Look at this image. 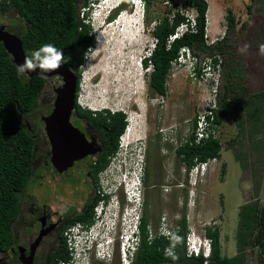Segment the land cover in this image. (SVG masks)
<instances>
[{"label":"rangeland","instance_id":"rangeland-1","mask_svg":"<svg viewBox=\"0 0 264 264\" xmlns=\"http://www.w3.org/2000/svg\"><path fill=\"white\" fill-rule=\"evenodd\" d=\"M207 2L205 35L210 39L224 34L225 13L227 7H231L236 21L228 34L226 53L229 60L239 66L247 93L264 89V53L260 51V46L264 45V1ZM80 4L81 0L78 1ZM144 4L141 11L137 4L128 5L121 14L116 11L114 19L102 18L104 10L102 15L93 18L92 28L97 36L89 47L94 51L89 56H94V59L85 58L80 69L78 100L83 106L121 109L127 115L129 128L122 135L121 145L111 158L110 166L101 174V187L110 194L118 173L124 171L123 165L120 166L121 171L118 169L121 158L130 157L137 172L142 155L146 154L149 168L154 165L152 179L144 186V207H147L151 226L157 227L163 213L176 224L182 210H186L187 224H193L197 230L202 231L208 224L218 226L221 251L232 255L237 251L235 235L239 206L256 197L260 204H264V129L253 133L252 137L247 130L238 135L234 113L229 108L217 130L221 139L220 157L214 159L207 170L200 172L196 185H190L189 191L175 184L179 181L189 184L190 173L187 174V167L179 162L174 146L188 134L191 120L200 108L203 92L187 76L185 68L176 66L168 72L167 91L163 97L150 90L148 71L142 66L140 57L154 40L149 31L153 21L147 24L144 18L153 19L170 8L182 10L188 18L196 11L184 0H152ZM7 21V13H0V23ZM57 80L56 75L47 77L38 105L23 118L31 129L37 128L40 143L45 139L41 115L47 112L52 86ZM262 100L257 99L258 102ZM160 128L164 129L163 132ZM222 164H225L224 173L221 172ZM30 190L28 181L25 191ZM123 192L120 191V197L125 203ZM258 251V248L246 249V264H264L259 263ZM92 264H120V260L115 255L110 263L94 260Z\"/></svg>","mask_w":264,"mask_h":264},{"label":"trees","instance_id":"trees-1","mask_svg":"<svg viewBox=\"0 0 264 264\" xmlns=\"http://www.w3.org/2000/svg\"><path fill=\"white\" fill-rule=\"evenodd\" d=\"M78 1L0 0V13H7L6 28L20 36L27 58H31L33 52L45 44H52L62 51L63 62L74 68L77 73L79 90L81 65L85 61L88 47L95 43V36L91 31V24L80 15V6L87 5L90 0H81L80 5ZM151 1L144 0L147 4ZM184 2L189 3L196 11L195 27L186 29L169 40L180 23L188 22V16L182 10L170 8L163 14L158 13L153 19L145 17L147 24L153 21L149 31L155 38V44L150 54L142 56L141 61L144 66L151 64V69L147 72L150 90L165 94L171 60L178 55L182 45L188 44L196 53H218L224 58L222 62L224 74L216 99L217 105L210 107L211 112L207 114L211 123L216 124L215 131L200 142H195L192 130L187 135V139L182 140L175 149L179 162L189 168L191 164L207 157H220L221 139L217 130L229 108L233 110L238 135L247 130L249 137H252L253 133L264 129V89L247 93L242 83L243 74L239 71V66L233 60H229V54L226 53L229 43L228 34L236 21L231 7H227L225 13L224 34L215 42L207 43L205 41L209 9L207 0H184ZM248 6L251 7L250 4ZM117 10L115 9L110 17H113ZM46 80L47 77L40 74L18 73V66L0 41V249L6 248L11 243L12 224L20 213L22 190H25L31 177L34 146L39 137L37 128L31 129L23 118L28 111L38 105ZM258 98L263 100L258 102ZM76 107L79 113L100 128L105 148L96 160L95 169L101 171L118 149L119 137L127 124V115L121 109H93L82 106L78 101ZM191 121L194 128L195 117ZM153 166L150 168L148 166L146 170V184L152 179ZM224 166L225 164H222V173L225 171ZM99 198L100 196L96 194L91 202L90 212L82 218L90 220L93 206ZM147 212L146 207L141 216L140 243L134 255L135 264H159L167 260H171L173 264H246L245 251L250 247L259 249V263L264 262V204L259 203L258 197L245 201L239 206L235 235L237 251L234 254L222 253L218 226H205V233L211 238V252L207 262H204L205 256L202 253L196 256L185 253L186 210H182L177 219L180 239L176 241L173 252L176 259L167 256L164 251V247L172 241L170 238L163 235L147 238L146 226L150 221ZM53 255L55 256L53 264H59L61 260H68L71 257L63 233H61V246L53 250Z\"/></svg>","mask_w":264,"mask_h":264},{"label":"flooded vegetation","instance_id":"flooded-vegetation-1","mask_svg":"<svg viewBox=\"0 0 264 264\" xmlns=\"http://www.w3.org/2000/svg\"><path fill=\"white\" fill-rule=\"evenodd\" d=\"M54 75L58 80L52 86L53 92L47 112L44 114L51 111L55 97L54 88L62 81L59 74ZM77 90L78 82L76 92ZM76 99L75 93L70 121L84 133L87 140H93L88 144L89 148L98 147V149L94 153H87L74 159L71 164L60 170L51 159L52 145L44 129L45 139L40 143L38 137L34 146L32 173L29 179L31 190L29 192L22 190L20 213L12 224L13 237L6 248L0 249V264H24L20 257L27 260L30 253H32V264H53L55 262L53 250L61 246V233L65 236V231L78 221H86L82 217L90 212V205L95 195H101L98 191L100 171H96L95 166L97 158L105 148V143L100 128L79 113ZM24 121L26 122V118ZM147 168L148 157L143 154L144 203ZM175 184L183 186L182 189L186 191L191 188L182 181ZM103 196L107 197L108 194L103 192ZM183 203L185 200L182 201V206ZM81 231L89 233L90 229L83 227Z\"/></svg>","mask_w":264,"mask_h":264},{"label":"clouds","instance_id":"clouds-1","mask_svg":"<svg viewBox=\"0 0 264 264\" xmlns=\"http://www.w3.org/2000/svg\"><path fill=\"white\" fill-rule=\"evenodd\" d=\"M132 4L133 5L137 4L140 7V11H141V8H143L144 6V0H90L87 3V5L80 6V15L83 18H85V20L88 23L91 24L92 33L94 34L95 39H96L97 35L93 32V28H92L93 18H96L99 15H102L103 10H104V15L102 18L114 19L113 17H110V15L115 9H118L117 13L121 14V12H124L126 10L128 5L131 6ZM85 12H86V15H85ZM177 29L178 27L176 28V31ZM184 45H188V44H184ZM153 46L151 43L147 52L144 53L143 56L150 54L148 51L150 48L152 49ZM260 51L261 53H264V45L260 46ZM90 52H94V51L92 49H89L88 52L85 54L86 59H94V56H89ZM63 57H64V53L58 50L54 45L45 44L41 48L35 50L31 58L26 57L25 62L22 65L18 66V73L23 74L26 71L31 72V71H36L37 69H39L42 74L50 73L52 71H55L61 68V66L63 65ZM141 58L142 56L140 57V62L142 64ZM142 66L144 65L142 64ZM144 68L147 69L146 71H149L151 69V64L148 66H144ZM161 95H165V94H160V96ZM76 100L79 102L78 96ZM128 128L129 127H128V122H127L124 131L121 133L119 137V145H121L120 140L122 139L121 138L122 135L126 133ZM163 130H164L163 128H160L161 132H163ZM170 142H172V140H170ZM179 144L180 143H177L174 146V151ZM118 149H119V146H118ZM116 152L111 156V158L116 154ZM111 158H110V161H111ZM110 161L107 164V166L99 172V186H98L99 190L98 191L100 192L101 195H99L100 198L98 199L96 204L99 202V200H102L101 209L98 213V217H100V221L99 223L98 222L95 223V220H96V218L94 217L95 205H96L95 204L93 206V211H92L90 220L78 221L75 225H73L75 228L74 239L78 242L76 244V250L78 251V254L75 255L74 259L72 260L71 259L61 260L59 264H65L64 262H67L66 264H91L94 260H98V261L100 260L106 263H110L114 259L115 255H117L119 260L121 261L120 257L123 251L122 241L126 240L125 239L126 235L128 239V244H127L126 250L123 251L124 254H122V256L125 257V259L124 258L122 259V263L126 261V264L127 263L135 264L134 255L140 243V234H139L138 242H134L133 235L136 233L134 224L136 223L138 224L139 233H140L141 216L145 210L144 209L145 203H144V197H143V173H142L143 155H142L141 163L139 165L137 172L135 171L133 164L131 163L130 157H128V159L126 157L121 158V160L118 162V166H119L118 169L119 171H121L120 166L123 165L124 171L122 172V174H120L121 172L118 173L116 177L117 179L114 181L112 190L109 191L110 194L107 193L108 196L104 197L103 196L104 190L102 189L103 187H101V185L103 186L102 180H101L102 179L101 174L107 170L108 166H110ZM126 163H127V166H125ZM205 170H207V167ZM110 182L112 183V181ZM188 183L189 185L195 186L197 183V180L193 184L189 181ZM121 190H124L125 192L124 194V197L126 199L125 203L120 197ZM108 197L113 199V201L109 200ZM140 199H141V204L139 203ZM136 212H139V217H138L139 222L138 221L136 222L133 220L134 219L133 216ZM179 217L180 215L178 216V218ZM177 219H176V223H177ZM169 223H171L170 219H169ZM83 227H87L91 231L93 230L92 236L88 237V238H91L89 241L90 243L89 246L86 245V241L83 239V235L86 234L81 231ZM195 229L197 231L195 238L196 240H199L201 231L197 230L196 227ZM187 230H188V227H187ZM128 233L130 234L128 235ZM176 240L178 241L179 238L177 237ZM80 241L82 242L81 245L83 246V248L79 247ZM165 252L167 256H172L173 259L177 258L173 255L171 249H166ZM210 252H211V246H210L209 255H210ZM90 260H91V263H90Z\"/></svg>","mask_w":264,"mask_h":264},{"label":"built area","instance_id":"built-area-1","mask_svg":"<svg viewBox=\"0 0 264 264\" xmlns=\"http://www.w3.org/2000/svg\"><path fill=\"white\" fill-rule=\"evenodd\" d=\"M195 16V15H194ZM189 16L188 22H182L179 26L177 31L172 33L170 35V39H173L176 35L180 34L183 30H186L188 28L193 29L195 27V17ZM217 38H210L208 39V36L205 35V41L207 43H213L215 42ZM155 43V38L152 41V46ZM151 51V48L149 49V53ZM216 58V59H215ZM223 57L221 54H209V53H196L190 46L183 45L180 47L178 55L171 60V68L176 67H182L185 68L187 71V76L191 77L194 82H196L199 86V89L203 92L201 96V103L200 108L198 112L195 115L196 124L194 125V128L191 127L188 134L193 130L194 133V141L200 142L202 139L207 138L211 133H213L216 129V124L213 125L211 121L207 118V114L211 112L212 106H216L217 102V96L220 89V83H221V76L223 75V68L222 63ZM164 95H161L163 97ZM210 118H212V115H210ZM187 134V135H188ZM187 135L184 136L183 140L187 139ZM121 141V140H120ZM180 143V142H179ZM214 159H217V157H207L206 159L197 161L190 165L189 168H186L187 174L189 175V182L192 184L196 182L197 175L206 169V167L209 166V164L214 161ZM166 189H168V186H165ZM141 198V197H140ZM141 204V199L140 202ZM102 200H99V202L95 205V214L94 217L96 218L95 223L100 221V217H98V213L101 209ZM134 221L139 222V212H136L134 214ZM97 223V224H98ZM102 223V222H101ZM209 223V222H208ZM135 226V234L133 235L134 242H138L139 240V226L138 224H134ZM147 238L152 239L154 236L163 235L167 238H170L172 241L170 244H167L164 247V251L166 249H171L172 253L175 250L176 247V238L178 237L180 239V233L178 232L179 224H173L172 222L169 223V218L166 216V213H163L160 216L159 223L156 228L151 226V222L147 224ZM188 230L185 235V253L186 255H199L203 254L205 256L204 262H207V258L210 251L211 246V238L205 233V226L203 227V230L200 233L199 240H196V229L193 224H187ZM74 226L69 228L67 231H65V240L66 245L70 253V259H74L75 255L78 254V251L76 250V244L78 243L74 239ZM132 231V230H131ZM93 230L89 231V233H86L83 235V239L86 241V245L89 246L90 239L88 238L92 236ZM130 233H128L129 235ZM78 235V234H77ZM88 239H87V238ZM124 241H122V249L123 251L126 250L128 239L127 235L125 236ZM82 242L80 241L79 247L83 248L81 245ZM174 245V246H173ZM122 251L121 253V261L120 264H126V261L122 263V259L125 257L122 256L124 254ZM65 264L67 262H64ZM128 264V263H127ZM132 264V263H129ZM159 264H173L171 260L163 261Z\"/></svg>","mask_w":264,"mask_h":264},{"label":"water","instance_id":"water-1","mask_svg":"<svg viewBox=\"0 0 264 264\" xmlns=\"http://www.w3.org/2000/svg\"><path fill=\"white\" fill-rule=\"evenodd\" d=\"M0 41L11 55L13 62L20 66L25 62L26 53L22 46V40L18 34L6 28L5 23H0ZM27 74H40L48 77L59 74L62 81L55 86L53 107L47 114H42L44 129L52 145L51 159L58 169H63L87 153H94L98 147L89 148L93 140H87L84 133L72 124L70 114L75 103L77 86V74L75 69L63 62L58 70L42 74L39 69ZM24 264H32V253L28 259L20 257Z\"/></svg>","mask_w":264,"mask_h":264},{"label":"crops","instance_id":"crops-1","mask_svg":"<svg viewBox=\"0 0 264 264\" xmlns=\"http://www.w3.org/2000/svg\"><path fill=\"white\" fill-rule=\"evenodd\" d=\"M217 28H218V26H217ZM212 36V35H211Z\"/></svg>","mask_w":264,"mask_h":264},{"label":"bare ground","instance_id":"bare-ground-1","mask_svg":"<svg viewBox=\"0 0 264 264\" xmlns=\"http://www.w3.org/2000/svg\"><path fill=\"white\" fill-rule=\"evenodd\" d=\"M124 193V192H123ZM124 196V195H123Z\"/></svg>","mask_w":264,"mask_h":264}]
</instances>
